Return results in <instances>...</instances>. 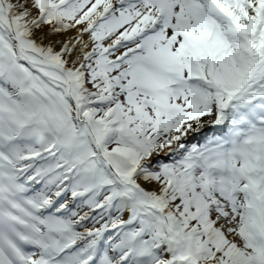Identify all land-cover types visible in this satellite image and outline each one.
Returning <instances> with one entry per match:
<instances>
[{
  "label": "snow or ice",
  "instance_id": "snow-or-ice-1",
  "mask_svg": "<svg viewBox=\"0 0 264 264\" xmlns=\"http://www.w3.org/2000/svg\"><path fill=\"white\" fill-rule=\"evenodd\" d=\"M0 264H264V0H0Z\"/></svg>",
  "mask_w": 264,
  "mask_h": 264
}]
</instances>
